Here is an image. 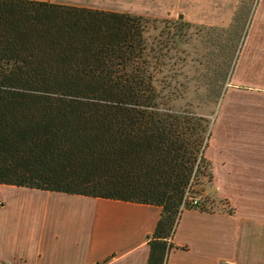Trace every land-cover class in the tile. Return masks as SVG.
Masks as SVG:
<instances>
[{
    "label": "trees",
    "instance_id": "trees-1",
    "mask_svg": "<svg viewBox=\"0 0 264 264\" xmlns=\"http://www.w3.org/2000/svg\"><path fill=\"white\" fill-rule=\"evenodd\" d=\"M161 21L0 0V184L161 206L146 264H166L181 212L198 208L183 198L209 165L211 135L200 101L179 103L192 26ZM235 21L219 28L230 36L223 82L244 27Z\"/></svg>",
    "mask_w": 264,
    "mask_h": 264
},
{
    "label": "crops",
    "instance_id": "crops-1",
    "mask_svg": "<svg viewBox=\"0 0 264 264\" xmlns=\"http://www.w3.org/2000/svg\"><path fill=\"white\" fill-rule=\"evenodd\" d=\"M40 1L132 14L138 7L135 0ZM260 23L226 94L238 104L217 113L221 122L204 152L210 192L226 199L228 210L183 209L166 264H264V69L253 59L255 48L264 49ZM244 97L250 106L237 101ZM161 211L154 204L0 184V264H146Z\"/></svg>",
    "mask_w": 264,
    "mask_h": 264
},
{
    "label": "rangeland",
    "instance_id": "rangeland-1",
    "mask_svg": "<svg viewBox=\"0 0 264 264\" xmlns=\"http://www.w3.org/2000/svg\"><path fill=\"white\" fill-rule=\"evenodd\" d=\"M261 1L262 0H135L138 7L135 9L136 11L134 13L149 18H157L159 22L161 19L166 20L161 21L162 28L167 29V27H172L173 32V21L177 19H182L191 24L192 28L187 36L188 50L191 53L189 57H187L186 65L183 67L184 73H177L176 75L178 80H183L184 78L188 80V88L183 91L184 98L181 99L179 103L180 106L187 107V104L189 102L191 103V100H193L195 104H197V101H200V112L211 119V135L212 129L218 121L217 113L221 108L223 106L236 105L237 103L231 104L233 100L226 97V94L228 89L234 85L233 75L237 63L240 61L243 51L247 47L246 43L250 32L252 29L257 28L254 26L258 19H261V28L264 27V6ZM235 17H237L235 24L238 25L239 28L242 24L244 27L236 50L234 62L228 70V73H226V78L223 82V73L221 72L223 69H221L220 66L225 65L224 57L227 50L222 46L226 44L230 36H228L229 32L222 33L219 28H227ZM154 34L153 30L149 32L151 36H154ZM253 51V59L257 61L258 64H262L261 68L264 69L263 46L255 48ZM246 71L249 73L248 70ZM219 86L222 87L221 90ZM238 86L247 91H253L255 89L254 85L248 86L240 84ZM218 90H220V99L215 103L213 100H215L219 92ZM209 93L213 98L209 99L210 101H202V99L208 98ZM248 97L237 98V101L245 106H250V98ZM211 112H213V114ZM218 122H221V120ZM205 159L209 162L206 157ZM210 172V162L208 166L204 163L202 165L201 162V166L194 172L195 176L192 182L190 195L197 196L204 208H224L228 210L229 203L226 199L216 198L213 192H207L208 188L214 186L212 172L211 178H209Z\"/></svg>",
    "mask_w": 264,
    "mask_h": 264
},
{
    "label": "built area",
    "instance_id": "built-area-1",
    "mask_svg": "<svg viewBox=\"0 0 264 264\" xmlns=\"http://www.w3.org/2000/svg\"><path fill=\"white\" fill-rule=\"evenodd\" d=\"M193 180H194V175L191 177V179H190V181H189V183L187 185L183 200H184V202L187 201L190 204L196 205V207L199 208V207H202L200 199L197 196L190 195L191 194Z\"/></svg>",
    "mask_w": 264,
    "mask_h": 264
},
{
    "label": "water",
    "instance_id": "water-1",
    "mask_svg": "<svg viewBox=\"0 0 264 264\" xmlns=\"http://www.w3.org/2000/svg\"><path fill=\"white\" fill-rule=\"evenodd\" d=\"M214 190V188H209L208 190H207V192H210V191H213Z\"/></svg>",
    "mask_w": 264,
    "mask_h": 264
}]
</instances>
